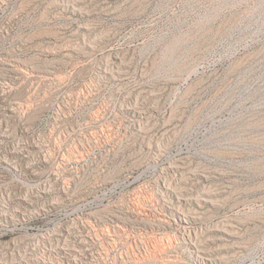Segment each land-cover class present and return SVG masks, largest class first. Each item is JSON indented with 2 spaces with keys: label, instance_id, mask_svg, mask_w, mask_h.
<instances>
[{
  "label": "rangeland",
  "instance_id": "obj_1",
  "mask_svg": "<svg viewBox=\"0 0 264 264\" xmlns=\"http://www.w3.org/2000/svg\"><path fill=\"white\" fill-rule=\"evenodd\" d=\"M0 264H264V0H0Z\"/></svg>",
  "mask_w": 264,
  "mask_h": 264
}]
</instances>
